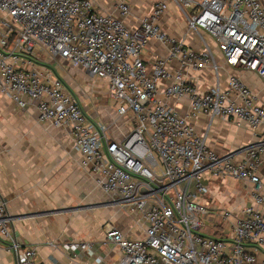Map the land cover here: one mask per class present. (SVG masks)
I'll return each mask as SVG.
<instances>
[{
  "label": "built area",
  "instance_id": "2783aa9c",
  "mask_svg": "<svg viewBox=\"0 0 264 264\" xmlns=\"http://www.w3.org/2000/svg\"><path fill=\"white\" fill-rule=\"evenodd\" d=\"M186 18L202 47H189L161 26L169 4ZM103 14L94 0H0V95L37 119L66 130L81 155L80 166L113 203L145 225V237H127L106 225L105 238L121 252L118 264H264V106L238 75L228 85L201 91L191 73L219 77L211 42L231 68L264 82V4L261 0H158L140 25L124 20L131 5ZM151 41L168 49L147 61ZM62 59L103 81L116 118L108 126L87 111L52 62ZM187 106L182 114L181 106ZM233 120L256 141L217 154L193 120ZM243 154V159L237 156ZM208 178L237 180L252 202L237 209L211 208ZM7 200L0 193V241L15 264H37V247L12 232ZM217 213L225 236L202 229ZM89 243L65 245L72 253Z\"/></svg>",
  "mask_w": 264,
  "mask_h": 264
},
{
  "label": "crops",
  "instance_id": "0c3cea01",
  "mask_svg": "<svg viewBox=\"0 0 264 264\" xmlns=\"http://www.w3.org/2000/svg\"><path fill=\"white\" fill-rule=\"evenodd\" d=\"M94 1L101 13L116 14L115 4L121 0ZM123 1L131 5V13L124 23L135 29L158 0ZM261 1L264 4V0ZM160 24L175 39L184 40L193 49H201L200 41L188 31L187 20L174 3L170 2ZM211 45L220 68L219 77L210 69L191 73L199 90L216 86L224 90L228 74L234 73L258 94L259 104L264 106V82L254 73L229 67L214 43ZM167 53L166 46L151 41L144 55L149 61ZM52 67L60 69L66 84L94 117L101 112L102 118H116L106 83L95 81L83 68L62 59L52 62ZM67 72L70 73L68 78L64 76ZM186 109V105L179 107L182 114ZM9 112L15 117L7 121L11 135L8 138L0 135V193L8 203L12 232L23 244L37 247V264H118L122 255L115 244L106 240V225L118 228L127 237L142 239L145 223L122 205L108 201L110 197L96 186L93 175L80 166L81 155L75 151L73 139L66 130L39 122L33 108L25 111L14 107ZM193 124L207 145L219 155L236 152L256 141L252 131L246 126H237L233 120H211L201 114ZM244 157L243 154L237 156L239 160ZM259 173L264 182V165L259 167ZM207 179L210 194L205 200L211 208L237 209L252 202L250 189L237 180ZM231 181L236 187L230 186ZM95 189L98 191L94 193ZM80 199L90 205L96 201L94 210H74L73 205ZM208 226L212 229L209 235L225 236L217 213L213 214ZM74 242L89 243V250L67 251L65 245ZM0 264H15L13 251L1 241Z\"/></svg>",
  "mask_w": 264,
  "mask_h": 264
},
{
  "label": "rangeland",
  "instance_id": "374dc122",
  "mask_svg": "<svg viewBox=\"0 0 264 264\" xmlns=\"http://www.w3.org/2000/svg\"><path fill=\"white\" fill-rule=\"evenodd\" d=\"M69 75H70L69 72H67V73L64 74V76L67 77V78L69 77ZM14 107L17 108L12 103L11 100H8L7 98H5L2 95H0V135H2V136L5 135L6 138H8L7 136L8 135H11L10 133H12L11 130H10V128L7 127V121H9V120H11L12 118L15 117V116L14 117L10 116V114H9L10 113L9 112L10 109H12ZM95 118L98 121H100L101 123H103L104 125H106V126H108V125H110L112 123V119L102 118L101 112H98L97 115L95 116ZM93 181H94V178H93ZM236 185L237 184L234 181H231L230 182V186L231 187L234 188V187H236ZM239 189H240V187H239ZM96 191H98V190L95 189L94 190V193ZM108 201H110L111 203H113L111 197H110V200H108ZM93 204H96V201H94ZM93 204L90 205V203L87 202L85 199H80L78 201V203H76V204L73 205L74 206L73 208H74V210H77L78 212H80V211H91V210H94V208L96 206V205H93ZM202 232L204 234H206V233L208 234L209 232H212V229L209 226H207V227H205V228L202 229Z\"/></svg>",
  "mask_w": 264,
  "mask_h": 264
}]
</instances>
